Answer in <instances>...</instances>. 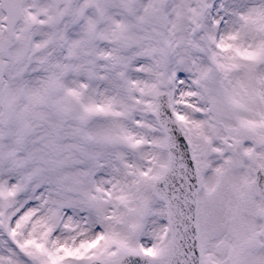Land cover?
Wrapping results in <instances>:
<instances>
[{
	"label": "snow or ice",
	"instance_id": "6c2138e0",
	"mask_svg": "<svg viewBox=\"0 0 264 264\" xmlns=\"http://www.w3.org/2000/svg\"><path fill=\"white\" fill-rule=\"evenodd\" d=\"M0 264H264V0H0Z\"/></svg>",
	"mask_w": 264,
	"mask_h": 264
}]
</instances>
